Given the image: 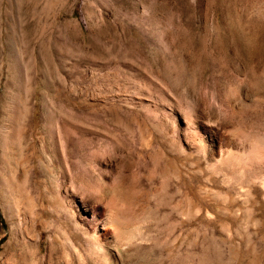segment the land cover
I'll return each mask as SVG.
<instances>
[{"label":"rangeland","instance_id":"rangeland-1","mask_svg":"<svg viewBox=\"0 0 264 264\" xmlns=\"http://www.w3.org/2000/svg\"><path fill=\"white\" fill-rule=\"evenodd\" d=\"M0 212V264H264V0H0Z\"/></svg>","mask_w":264,"mask_h":264},{"label":"trees","instance_id":"trees-1","mask_svg":"<svg viewBox=\"0 0 264 264\" xmlns=\"http://www.w3.org/2000/svg\"><path fill=\"white\" fill-rule=\"evenodd\" d=\"M0 222H1V224H4V219H3L1 212H0Z\"/></svg>","mask_w":264,"mask_h":264},{"label":"bare ground","instance_id":"bare-ground-1","mask_svg":"<svg viewBox=\"0 0 264 264\" xmlns=\"http://www.w3.org/2000/svg\"><path fill=\"white\" fill-rule=\"evenodd\" d=\"M224 1V0H223ZM112 221L114 222V224H115V219H114V217H112ZM72 264H74V263H72Z\"/></svg>","mask_w":264,"mask_h":264}]
</instances>
